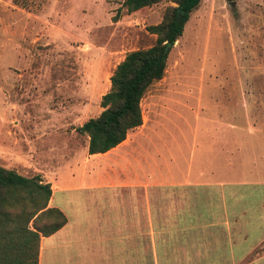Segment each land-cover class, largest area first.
<instances>
[{
    "label": "crops",
    "instance_id": "obj_1",
    "mask_svg": "<svg viewBox=\"0 0 264 264\" xmlns=\"http://www.w3.org/2000/svg\"><path fill=\"white\" fill-rule=\"evenodd\" d=\"M249 86L199 105L187 128L141 113L102 153L85 134L32 145L24 162L65 217L39 237L36 264H264V96Z\"/></svg>",
    "mask_w": 264,
    "mask_h": 264
},
{
    "label": "rangeland",
    "instance_id": "obj_2",
    "mask_svg": "<svg viewBox=\"0 0 264 264\" xmlns=\"http://www.w3.org/2000/svg\"><path fill=\"white\" fill-rule=\"evenodd\" d=\"M122 1L0 0L1 166L33 176L24 162L32 145L80 136L72 129L99 113L114 66L153 43L146 26L173 5L128 13ZM237 82L264 96V0H200L140 100L143 119L161 113L158 128L199 124V105L215 110Z\"/></svg>",
    "mask_w": 264,
    "mask_h": 264
},
{
    "label": "trees",
    "instance_id": "obj_3",
    "mask_svg": "<svg viewBox=\"0 0 264 264\" xmlns=\"http://www.w3.org/2000/svg\"><path fill=\"white\" fill-rule=\"evenodd\" d=\"M162 0H123L126 12H133ZM161 20L146 26L155 35L145 48L127 52L109 75V88L99 100L101 110L75 128L87 135V153H102L121 142L126 133L141 124L140 100L148 86L159 80L165 69L166 42L182 33L189 13L200 0H167ZM183 11L176 19V10ZM48 183L38 175L22 176L0 165V264H36L38 240L65 223L60 210L47 205Z\"/></svg>",
    "mask_w": 264,
    "mask_h": 264
},
{
    "label": "water",
    "instance_id": "obj_4",
    "mask_svg": "<svg viewBox=\"0 0 264 264\" xmlns=\"http://www.w3.org/2000/svg\"><path fill=\"white\" fill-rule=\"evenodd\" d=\"M183 14V11L181 9L176 10V19H179ZM174 43V42H173ZM172 42H166L163 48V53H166L168 51V48L173 45Z\"/></svg>",
    "mask_w": 264,
    "mask_h": 264
}]
</instances>
